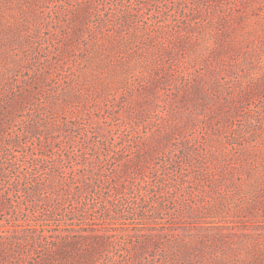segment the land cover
<instances>
[{"label":"rangeland","instance_id":"374dc122","mask_svg":"<svg viewBox=\"0 0 264 264\" xmlns=\"http://www.w3.org/2000/svg\"><path fill=\"white\" fill-rule=\"evenodd\" d=\"M30 259L264 264V0H0V264Z\"/></svg>","mask_w":264,"mask_h":264},{"label":"trees","instance_id":"16d2710c","mask_svg":"<svg viewBox=\"0 0 264 264\" xmlns=\"http://www.w3.org/2000/svg\"><path fill=\"white\" fill-rule=\"evenodd\" d=\"M76 236V235H74ZM64 239V238H63ZM60 243H62V250L64 246L67 245L66 239L61 240L60 242L56 241L54 238L53 239H46L45 236L41 235V238L37 240H29L25 241L22 244V252L21 254H26L27 256L30 254L33 259H36L40 257V253H42L44 250L48 249H55V247H60ZM32 253H35V255H32ZM19 264H33V261L30 259L28 260H23Z\"/></svg>","mask_w":264,"mask_h":264}]
</instances>
